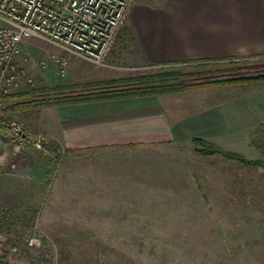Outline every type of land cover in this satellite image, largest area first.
I'll list each match as a JSON object with an SVG mask.
<instances>
[{"label": "rangeland", "instance_id": "374dc122", "mask_svg": "<svg viewBox=\"0 0 264 264\" xmlns=\"http://www.w3.org/2000/svg\"><path fill=\"white\" fill-rule=\"evenodd\" d=\"M124 28L125 24L116 36ZM52 54L61 55L43 41L34 38L25 40L16 63L24 70L26 78H30L31 84H27L25 78L9 94L43 88L50 91L43 96L52 98L54 95L50 89L53 87L160 72V69L152 67L137 68L135 64L125 67L126 70L109 71L86 61L68 58L66 74L60 77L54 65L46 68L39 66L41 60ZM209 63L205 66L180 64L162 68L161 71L186 75L183 82L189 84L230 79L235 73L249 76L264 72V69L258 68V64H264V57ZM222 87L228 94H264V81L193 87L182 92ZM2 102L0 130L4 137L11 140V146L0 150V157L8 154L6 158L13 161L29 157L48 165L55 158L50 151L51 146L58 147V144L47 130L54 126L57 107L64 105L8 111L9 102ZM247 122L245 120L244 126ZM252 122V128L244 130L242 140L238 141L240 152L246 159L264 161L261 152L264 149V126ZM13 123L22 126L24 133L31 138L43 136L49 153L30 146L16 149L8 129ZM231 143L234 146V142ZM149 152L148 173L141 187L138 183L135 186L124 182L127 168L121 158L112 160V167L111 164L97 167L99 161L89 158L79 160L81 165L66 166L64 169L63 151L57 157L53 174L49 173L45 178V190L38 198L22 197L21 191L26 192L28 184L20 180L12 186L15 193L14 199H11L9 193L12 187L5 183L3 187L7 192L0 196V213L7 217L5 221H0L1 258H13L20 264H29L26 240L39 235L48 256L47 264H264L262 170L228 162L231 175L226 182L220 183L217 175L219 164L216 163L219 158L199 155L192 140L189 145L181 146L180 156L173 159L170 168V163L164 162L162 152L156 147ZM111 169L114 172L112 170L108 174ZM102 170L105 171L104 180L108 179L109 185L114 186V198H107L106 183L98 182V173ZM168 170L177 171V174H167ZM74 171L82 177L83 191H79L78 184L73 181L69 184L71 189L67 190L68 185L61 180L65 173L74 177ZM31 173L42 179L41 168ZM24 174L29 176L27 172ZM49 186H52V193ZM74 186L77 187L74 189Z\"/></svg>", "mask_w": 264, "mask_h": 264}, {"label": "crops", "instance_id": "0c3cea01", "mask_svg": "<svg viewBox=\"0 0 264 264\" xmlns=\"http://www.w3.org/2000/svg\"><path fill=\"white\" fill-rule=\"evenodd\" d=\"M262 57L264 0H132L125 28L115 37L100 67L110 71L126 70L130 64L147 68ZM224 89L64 105L57 107V119L47 131L64 152V169L81 165L79 160L89 158L99 161L93 166L111 164L112 167L111 161L121 158L127 168L124 182L135 186L138 183L141 187L148 173L149 151L154 147L162 152L164 162L170 163L169 168L173 159L179 158L181 146L189 145L193 138L243 155L238 141L242 140L244 130L252 128V121L264 126V94H228ZM245 120L248 122L244 126ZM10 146L11 140L0 130V150ZM6 156L0 157V196L7 192L3 187L5 183L12 187L21 180L28 184V190L21 191V196L32 200L38 198L45 190L49 165L29 157L13 161ZM214 157L219 158L216 162L219 164L218 182H226L231 175L227 168L231 166L227 163H237ZM40 168L42 179L31 173ZM253 169L262 170L260 176H264L263 169ZM112 170H108V174ZM24 172L29 176L25 177ZM170 173L176 175L177 171ZM103 174L104 170L99 171L98 182L106 183L105 196L116 197L114 186L109 185L108 179L104 180ZM73 176L75 178L65 173L61 179L68 185L66 189H71L69 184L73 181L78 184V190L83 191L82 177L77 172ZM50 189L52 193V186ZM14 193L12 187L11 199H14ZM4 259L5 262L0 264H20L13 258Z\"/></svg>", "mask_w": 264, "mask_h": 264}, {"label": "built area", "instance_id": "2783aa9c", "mask_svg": "<svg viewBox=\"0 0 264 264\" xmlns=\"http://www.w3.org/2000/svg\"><path fill=\"white\" fill-rule=\"evenodd\" d=\"M130 4L131 0H0V108L3 96L26 78L16 63L25 40L43 41L62 54L101 66L125 24ZM50 64L60 77L65 76L68 61L64 56L52 54L39 62L41 68ZM24 81L31 84L30 78ZM8 129L16 149L30 146L49 153L43 136L31 138L16 123ZM6 218L0 213V221ZM26 247L29 264H47L41 236L28 238Z\"/></svg>", "mask_w": 264, "mask_h": 264}, {"label": "trees", "instance_id": "16d2710c", "mask_svg": "<svg viewBox=\"0 0 264 264\" xmlns=\"http://www.w3.org/2000/svg\"><path fill=\"white\" fill-rule=\"evenodd\" d=\"M229 61H234L231 59ZM198 65H208L209 62H199ZM258 68L264 69V64H258ZM175 66H153V69H160V72L139 75L134 78H123L117 80H105L97 82H87L81 85L53 87L51 92L52 98H45L50 91L43 88L24 90L17 93L3 96V100L9 102L6 107L8 111L30 110L32 108L51 107L60 105H72L87 102L118 100L133 97L161 95L169 93H178L186 89L203 87V86H221L235 83H244L248 81L261 82L264 81V72L255 75H240L233 74L230 79L222 80H205L196 84L185 83L186 75L176 72L161 71L162 68ZM62 90H71L70 92H62ZM66 93V94H64ZM44 95V96H43ZM42 97V98H39ZM192 142L195 146V151L204 157L219 156L225 160L236 162L244 167L261 168L264 173V161L249 160L242 155L230 151H225L212 143H209L200 138H193ZM53 160L48 162L50 174H53L58 161L57 157L61 156V149L56 146H51ZM264 155V149L261 150ZM5 259L0 258V263H4Z\"/></svg>", "mask_w": 264, "mask_h": 264}]
</instances>
